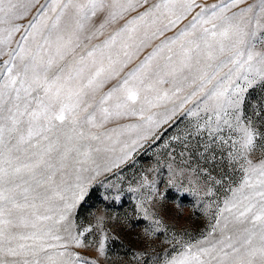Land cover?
Returning <instances> with one entry per match:
<instances>
[{
    "label": "snow or ice",
    "instance_id": "snow-or-ice-1",
    "mask_svg": "<svg viewBox=\"0 0 264 264\" xmlns=\"http://www.w3.org/2000/svg\"><path fill=\"white\" fill-rule=\"evenodd\" d=\"M37 3L0 0V56H7L0 65V264H79L69 244L83 246V233L74 235L64 222L84 198V173L119 167L176 115L177 101L184 115L197 118L198 132L207 128L216 139L223 125L236 137L228 163L241 179L228 189L211 231L195 242L177 241L164 264H264V158L254 156L257 148L264 156L257 124L264 125V109L255 119L245 117L247 88L241 86L264 84V52L255 50L264 41V0L241 9L249 15L240 19L227 15L224 3L201 8L99 97L134 52L174 27L194 0H155L147 7L148 0H45L27 24L17 23ZM140 7L107 39L91 44L107 25ZM119 38L121 51L114 57ZM167 103L164 113L150 111ZM201 113L207 117L203 124ZM233 114L234 120L226 118ZM128 115L143 120L125 126L138 130L130 144L121 142L117 129L102 130L109 120ZM117 145L120 155L113 156ZM101 156L103 167L96 163ZM98 251L104 252L103 238Z\"/></svg>",
    "mask_w": 264,
    "mask_h": 264
},
{
    "label": "rangeland",
    "instance_id": "rangeland-1",
    "mask_svg": "<svg viewBox=\"0 0 264 264\" xmlns=\"http://www.w3.org/2000/svg\"><path fill=\"white\" fill-rule=\"evenodd\" d=\"M44 2L39 0L28 16L17 23L27 24L39 4ZM154 2L148 0V5L144 7ZM221 3L229 5L227 15L237 13V19H240L241 16L249 15L241 13V9L255 4L256 0H235L234 3L233 0H194L191 11L185 13L163 35L149 39L145 46L134 52L120 75L108 80L97 97L116 85L126 72L139 64L162 40L183 30L201 8ZM144 7L107 25L103 35L93 38L91 44H99L107 39L128 19L143 11ZM100 19L102 17L94 23L98 24ZM23 33V28L15 33L11 47H15V42ZM137 35H142V30ZM123 39L117 40L113 49L114 57L121 51ZM255 50L264 52V41H257ZM128 51L132 52L133 49ZM120 58L124 59L122 52ZM5 59L7 56H0V65ZM241 86L247 88L242 93L243 115L255 119L254 113L264 109V84L257 83L248 87L241 82ZM191 106L189 103L184 108ZM170 107V103L161 104L150 111L161 114ZM234 115L226 118L234 120ZM161 118L160 115L156 116L157 120ZM206 119L201 113L199 122L203 124ZM142 123L139 115L122 116L109 120L102 130L117 129L121 133V142L130 144L131 140L137 138L138 130L126 129L125 126ZM196 124L197 118L184 115L177 101L176 115L160 124L146 140L140 141L131 156L119 167L108 172L101 171L100 175L84 173V198L75 203L68 214V220L64 222L71 225L74 235L83 233V236H79L83 246L69 244V251L79 254V264H85V261L94 264H164L166 259L175 255L172 249L177 247V241L195 242L202 238V233L211 231L219 208L223 207V201L231 195L228 189L236 187L241 179L240 171L233 172L228 163L231 140L236 137L222 125V131L213 139L207 128L198 132ZM257 124L258 130L264 133V125H259L258 121ZM110 134L115 138L116 133ZM118 149L119 145L117 152L111 155H120ZM254 156L264 158L259 148ZM105 160L106 157L101 156L96 163L103 167ZM60 234L67 239L66 233L61 231ZM101 238L104 239L102 255L98 251Z\"/></svg>",
    "mask_w": 264,
    "mask_h": 264
}]
</instances>
